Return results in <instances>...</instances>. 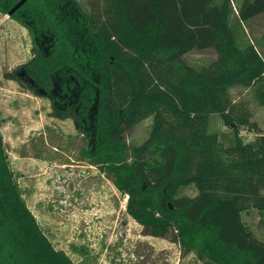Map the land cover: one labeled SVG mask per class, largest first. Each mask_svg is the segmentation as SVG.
Masks as SVG:
<instances>
[{
	"label": "trees",
	"instance_id": "1",
	"mask_svg": "<svg viewBox=\"0 0 264 264\" xmlns=\"http://www.w3.org/2000/svg\"><path fill=\"white\" fill-rule=\"evenodd\" d=\"M0 0L29 31L32 58L5 73L72 119L83 159L109 174L146 234L168 238L202 264H264V130L236 86L257 88L264 58L244 26L264 0ZM215 47L197 67L184 57ZM213 115L229 131L212 128ZM152 117L149 138L123 134ZM0 264H75L29 209L1 134ZM254 133L252 140L242 130ZM193 186L194 196L182 190Z\"/></svg>",
	"mask_w": 264,
	"mask_h": 264
},
{
	"label": "rangeland",
	"instance_id": "2",
	"mask_svg": "<svg viewBox=\"0 0 264 264\" xmlns=\"http://www.w3.org/2000/svg\"><path fill=\"white\" fill-rule=\"evenodd\" d=\"M88 10L87 0H76ZM243 0H231L236 17ZM246 36L257 44L264 58V13L244 26ZM32 37L22 24L0 12V121L1 134L18 183L29 209L56 249L75 264H202L195 253L182 255L180 245L168 238L146 234L126 211L127 196L112 177L83 159L85 137L72 119L51 115L48 98L36 95L6 72L32 58ZM218 57L215 47L194 50L184 59L201 67ZM257 88L236 86L235 100L248 99L253 118L264 130V105ZM152 117L123 134L128 145L141 144L150 135ZM212 128L229 131L219 116ZM247 140L254 133L242 130ZM194 196L193 186L182 190ZM260 214L246 216L259 235Z\"/></svg>",
	"mask_w": 264,
	"mask_h": 264
}]
</instances>
